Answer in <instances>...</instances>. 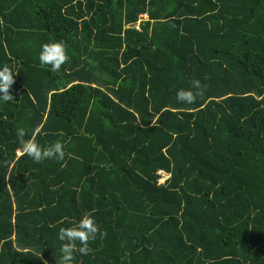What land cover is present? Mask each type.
Returning <instances> with one entry per match:
<instances>
[{"label":"trees","instance_id":"16d2710c","mask_svg":"<svg viewBox=\"0 0 264 264\" xmlns=\"http://www.w3.org/2000/svg\"><path fill=\"white\" fill-rule=\"evenodd\" d=\"M4 65L0 264H57L85 214L107 236L73 264H264V0H0Z\"/></svg>","mask_w":264,"mask_h":264},{"label":"clouds","instance_id":"9594fccd","mask_svg":"<svg viewBox=\"0 0 264 264\" xmlns=\"http://www.w3.org/2000/svg\"><path fill=\"white\" fill-rule=\"evenodd\" d=\"M172 26L174 27V25ZM68 60L69 56L63 42H52L42 45L39 53V62L42 67L50 66L51 71L58 72ZM16 74L18 73H14L8 65L0 68V100L3 102L13 101L10 89L15 83L14 76ZM191 86L189 90L180 89L177 92L178 102L194 104L198 98L204 95L207 88V85L202 84L198 79L191 81ZM151 123L152 126H156L155 121H151ZM16 134L19 143L18 152L21 155H27L34 162L41 163L50 159L63 161L65 159L66 152L61 142L57 141L50 146L42 147L34 138L25 139L26 133L23 128H18ZM97 236L103 239L107 236V232L101 231L95 220L87 214L74 227H61L58 239L64 243L61 246L62 255L57 264H73L74 253L77 252L80 255H89L91 252L89 242L97 239Z\"/></svg>","mask_w":264,"mask_h":264},{"label":"rangeland","instance_id":"374dc122","mask_svg":"<svg viewBox=\"0 0 264 264\" xmlns=\"http://www.w3.org/2000/svg\"><path fill=\"white\" fill-rule=\"evenodd\" d=\"M165 179V176L162 175V178L160 179V182H163Z\"/></svg>","mask_w":264,"mask_h":264},{"label":"built area","instance_id":"2783aa9c","mask_svg":"<svg viewBox=\"0 0 264 264\" xmlns=\"http://www.w3.org/2000/svg\"><path fill=\"white\" fill-rule=\"evenodd\" d=\"M160 174L163 175V176H165V179H166V175H165L163 172H160ZM165 179H164V180H165Z\"/></svg>","mask_w":264,"mask_h":264}]
</instances>
